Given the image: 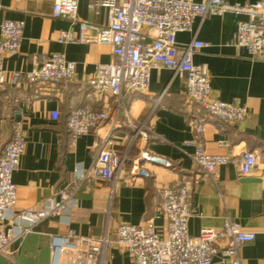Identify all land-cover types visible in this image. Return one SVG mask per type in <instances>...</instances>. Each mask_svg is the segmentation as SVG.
<instances>
[{
  "label": "crops",
  "instance_id": "obj_1",
  "mask_svg": "<svg viewBox=\"0 0 264 264\" xmlns=\"http://www.w3.org/2000/svg\"><path fill=\"white\" fill-rule=\"evenodd\" d=\"M55 0H0V24L4 19L24 20L23 41L15 53L4 56L6 80L0 85V135L8 138L13 121H21L27 144L13 173L17 186L15 208L43 209L55 206L59 190L78 178L80 168L94 163L103 147L116 149L124 160L110 180L86 179L75 194L70 223L51 217L36 226V232L15 241L0 264H51L52 234L72 231L81 238H107L97 264H135L131 255L116 243L120 223L153 221L164 233L166 217L160 209V187L187 184L194 214L189 231L197 236L203 227L221 228L225 220L241 223L258 232L253 242L239 252L241 264H264V52L251 58L234 43L238 16L233 13L198 17L193 28L179 32V48L193 40L208 42L193 59L208 67L212 96L234 101L250 109L240 125L217 120L205 113L204 146L212 154H229L233 160L205 175L193 160L194 148L185 141L194 136L190 122L195 110L185 99L186 76L170 68H155L149 89L126 92L123 102L113 96L94 94L88 80L100 64L114 59L111 47L102 43H60L61 30L78 31V23L52 14ZM201 1V0H194ZM253 3L257 0H227ZM90 0H81L78 19L105 24L106 8L90 10ZM62 53L76 63L72 79L62 89L47 90L28 80L10 83L14 72L33 70L43 56ZM89 103L106 110L108 118L95 130L72 144L67 118L72 108ZM197 113V112H196ZM203 113V112H202ZM143 125L150 137L134 138L133 126ZM225 139L228 146H220ZM244 150L258 153L259 167L242 175L239 157ZM79 168V171H78ZM148 171L143 175L140 170ZM74 242H56L54 263ZM213 264H232L219 252Z\"/></svg>",
  "mask_w": 264,
  "mask_h": 264
},
{
  "label": "built area",
  "instance_id": "obj_2",
  "mask_svg": "<svg viewBox=\"0 0 264 264\" xmlns=\"http://www.w3.org/2000/svg\"><path fill=\"white\" fill-rule=\"evenodd\" d=\"M81 0H55L53 16L78 23V31L61 30L60 43H102L111 47L114 59L97 66L88 80L94 94L113 96L124 101L126 92H145L149 89L151 74L155 68L166 67L181 71L186 76L185 99L195 108L191 115L194 136L185 144L194 148L196 166L208 176L217 174L220 165L233 160L229 154H212L204 146L206 116L240 125L250 109L234 101L212 96L211 73L206 65L194 61L193 55L208 46V42L195 39L185 48H179L177 34L193 28L196 18L233 13L238 16L234 43L251 58H261L264 52V0L253 3H232L227 0H90L89 9L95 13L100 8L108 12L107 22L97 24L78 19ZM24 20L4 19L0 24V85L6 80L4 56L19 50L23 41ZM76 63L62 53L45 55L31 71L14 72L10 83L18 85L28 80L53 91L66 87L75 72ZM203 112V113H202ZM205 112V113H204ZM109 114L96 110L89 103L71 109L67 126L72 144L77 138L98 128ZM134 138L150 137L143 125L133 126ZM27 144L21 121H13L8 138L0 135V255H9V247L15 241L36 232V226L51 217H59L62 224L70 223L75 206V194L86 179L110 180L121 170L124 160L113 148H101L94 163L78 168L79 175L71 184L59 190V202L43 209L15 208L17 186L13 173L18 168ZM220 146H228L225 139ZM259 167V155L250 150L242 151L239 170L250 174ZM140 172L148 176V171ZM264 174V173H263ZM160 209L166 217V230L159 232L153 221L145 224L122 222L117 228L116 243L131 255L135 264H213L221 254L241 264L240 246L253 242L258 232L246 229L241 223L228 218L221 228L203 227L197 236L189 231V220L194 214L187 184L160 187ZM264 237V226L261 230ZM90 242L97 253L96 264L103 254L108 239L81 238L74 232L52 234V262L54 264L56 242ZM71 256V250L65 251Z\"/></svg>",
  "mask_w": 264,
  "mask_h": 264
},
{
  "label": "bare ground",
  "instance_id": "obj_3",
  "mask_svg": "<svg viewBox=\"0 0 264 264\" xmlns=\"http://www.w3.org/2000/svg\"><path fill=\"white\" fill-rule=\"evenodd\" d=\"M71 250V256L65 252ZM97 253L92 250L90 242L76 241L72 249H64L62 256L54 264H96Z\"/></svg>",
  "mask_w": 264,
  "mask_h": 264
}]
</instances>
